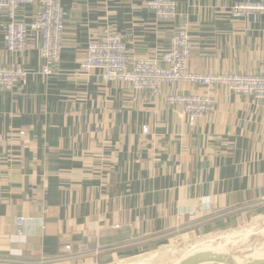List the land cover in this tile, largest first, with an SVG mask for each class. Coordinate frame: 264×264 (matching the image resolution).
<instances>
[{
	"label": "crops",
	"instance_id": "0c3cea01",
	"mask_svg": "<svg viewBox=\"0 0 264 264\" xmlns=\"http://www.w3.org/2000/svg\"><path fill=\"white\" fill-rule=\"evenodd\" d=\"M148 1L60 0L63 51L50 75L41 73L40 33L29 32L22 53L7 52L0 11V62L29 72L13 90L0 88V264H112L172 236L258 223L264 99L221 85L136 90L83 74L79 63L104 30L122 37L131 64L161 57L185 29L189 71L256 75L264 14L232 15L236 3L257 0H174L178 16L166 21ZM39 11L34 0L17 19L31 23ZM173 94L208 95L214 109L191 121L168 102Z\"/></svg>",
	"mask_w": 264,
	"mask_h": 264
},
{
	"label": "built area",
	"instance_id": "2783aa9c",
	"mask_svg": "<svg viewBox=\"0 0 264 264\" xmlns=\"http://www.w3.org/2000/svg\"><path fill=\"white\" fill-rule=\"evenodd\" d=\"M33 1L0 0V11H4L9 19L5 32V46L9 53H22L27 47L29 32L40 33L41 73L50 75L53 73V67L61 59L66 11L60 0H38L40 6L38 17L31 23L19 21L17 13L20 7ZM147 6L154 11L157 19L171 21L178 16L174 0H150ZM231 12L235 17L250 15L253 21H256L258 15L264 14V0L236 3ZM192 45L188 32L180 29L172 35L169 47L161 57L138 58L130 64L126 43L122 37L104 30L100 37L89 42L86 56L79 63V70L86 75L96 71L104 83H127L133 89L153 93H158L166 84L190 83L205 87L221 85L235 93L264 99V69L256 75L192 72L188 70ZM28 73L20 63L7 66L0 62V88L13 90L16 85L25 81ZM168 102L180 107L191 121L207 116L214 109V101L208 95L173 94L168 97ZM143 131L146 132V128ZM260 203H264V188ZM15 223L17 233L22 235L25 219L18 217ZM65 250L70 252V247L66 246Z\"/></svg>",
	"mask_w": 264,
	"mask_h": 264
},
{
	"label": "rangeland",
	"instance_id": "374dc122",
	"mask_svg": "<svg viewBox=\"0 0 264 264\" xmlns=\"http://www.w3.org/2000/svg\"><path fill=\"white\" fill-rule=\"evenodd\" d=\"M264 209V203H259ZM255 225L232 228L217 233L202 235H183L178 239L171 237L159 247L152 249L133 259L115 262L128 264L144 260L147 264H172L201 245L217 244L225 247L234 255H249L264 252V211ZM257 222V221H255ZM145 264V263H144Z\"/></svg>",
	"mask_w": 264,
	"mask_h": 264
},
{
	"label": "water",
	"instance_id": "95a60500",
	"mask_svg": "<svg viewBox=\"0 0 264 264\" xmlns=\"http://www.w3.org/2000/svg\"><path fill=\"white\" fill-rule=\"evenodd\" d=\"M264 264V252L234 255L217 244L201 245L172 264ZM115 264V263H112Z\"/></svg>",
	"mask_w": 264,
	"mask_h": 264
},
{
	"label": "bare ground",
	"instance_id": "6f19581e",
	"mask_svg": "<svg viewBox=\"0 0 264 264\" xmlns=\"http://www.w3.org/2000/svg\"><path fill=\"white\" fill-rule=\"evenodd\" d=\"M147 264V262L146 261H144V260H137V261H133V263H128V264ZM205 264H212V263H205Z\"/></svg>",
	"mask_w": 264,
	"mask_h": 264
}]
</instances>
